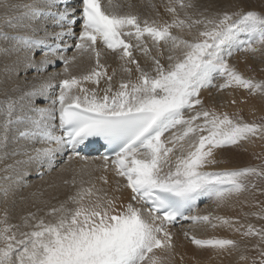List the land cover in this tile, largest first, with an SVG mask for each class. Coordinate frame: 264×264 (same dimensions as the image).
<instances>
[{"label":"snow or ice","instance_id":"6c2138e0","mask_svg":"<svg viewBox=\"0 0 264 264\" xmlns=\"http://www.w3.org/2000/svg\"><path fill=\"white\" fill-rule=\"evenodd\" d=\"M230 7L168 0L172 19L161 22L121 14L112 0H0V162L13 160L3 171L18 172V187L32 166L43 179L41 168L51 172L57 158L79 159L89 177L65 180L80 186L43 216L37 209L14 224L5 208L0 264H162L155 250L174 253L170 227L181 221L256 237L251 264H264V227L198 213L201 201L223 206L256 188L249 177L264 179V166L208 170L227 162L225 150L264 140V124L218 112L201 98L212 88L264 96V80L229 63L237 52H264V0L255 8ZM173 29L196 32L186 39ZM105 50L120 62L111 75ZM85 57L93 66L75 74ZM118 71L124 75L114 87ZM109 170L118 178L114 193L131 191L127 202L97 187L96 179L107 184L108 177L93 173ZM9 191L0 187L5 201ZM255 206L259 211L244 215L264 220V201ZM191 241L218 252L240 248L227 238Z\"/></svg>","mask_w":264,"mask_h":264},{"label":"bare ground","instance_id":"6f19581e","mask_svg":"<svg viewBox=\"0 0 264 264\" xmlns=\"http://www.w3.org/2000/svg\"><path fill=\"white\" fill-rule=\"evenodd\" d=\"M12 2L23 3L29 2V0H12ZM112 3L114 6V10L121 14L133 12L138 14L141 18H148L150 20L157 19L161 22L171 21L172 19V15L165 10V6L168 4V0H114ZM197 3L202 6L212 5L213 10H227L226 7H228V11H230V5L237 3V1L197 0ZM129 5H132V7H129ZM151 5H155V8L153 9ZM157 13L159 15H157ZM180 16L181 18H183V12H180ZM172 31L174 34L183 35V37L186 39H191L196 32V30L193 29L192 35H189L187 30H185V32L183 33H179L176 29H173ZM149 46H151L150 42ZM106 53L107 54L102 60V62H107V64L109 65L108 72L109 75H111L113 68L118 69L120 62L118 61V59L115 58L113 54L109 52ZM71 54L72 53L68 55ZM138 59L141 60V63L143 65L144 58L138 55ZM76 63L78 66L73 68V72L77 75L88 72L93 66V61H89L86 57L78 60ZM229 63L235 65L245 77L253 78L258 81L264 80V70H262L264 69V52H259L255 54L249 52H237L229 60ZM59 67L60 66L58 65L57 68ZM122 75L124 74L120 73L119 71L117 72V76L113 78L114 87L118 86ZM136 75L137 73L133 71L132 78L135 79ZM216 83H223V81L218 80L216 81ZM87 86L90 88L94 87V85L92 84H88ZM100 87H104L103 81L101 82ZM201 98L204 100V104L206 107H215L218 112H227L230 116L233 115L234 117H237L240 114H246L249 118H255L257 115L264 113V96L260 95L259 93L256 95H249L248 92L242 88H228L222 91L217 90L216 88L203 90L201 93ZM233 99H235L236 101L235 104L231 103ZM244 121L249 122L255 120ZM222 155L227 158V162L212 166L208 170L228 169L230 165L232 166V160L235 159V156H229L228 150L224 151ZM16 159H19V157H17ZM12 162L13 160L11 158L0 162V187L9 186L10 188L7 201H5L3 195L0 194V218H2L3 210L7 208L10 217L9 222L14 224L22 223L20 219L22 216L26 215L29 212L36 211L37 209H43V211L39 213V215L43 216L44 213L48 211L53 205H58L61 201H65L68 199L69 196L75 194L77 188H79L80 186L79 183H77L76 185H66L64 184L65 180H71L73 176L76 177L77 181H79L81 178H83L84 180L89 179L87 175L81 174V169L84 168V163L79 159H74L69 164H59L60 159L57 158L58 164H55L51 172H48L46 168H41V171L44 172L43 179L37 177L35 172V166H32L28 169L29 174L24 177V181L17 187L13 183V181L16 180L18 172L13 170H9L8 172L3 171L5 165L10 164ZM238 165L240 166V164ZM61 168H63L64 170L61 171ZM101 174L107 175L108 183L104 184L99 179H96L95 183L97 184V187L105 188L108 191L109 195L114 194L117 196H121L122 199L127 202V200L131 196V192L128 189H124L122 190V192L119 193L113 192L116 187L115 181L118 178L115 177L114 174L110 171H108L107 173L97 171L93 173V176L99 177ZM6 175H10L12 177V180H4L3 178ZM87 186L88 185H85V187ZM33 193H35L36 195H32ZM21 197H24L25 199L21 200ZM235 199L236 200H230V205L227 203L220 207H217L215 203L209 201L205 205H202L198 208V213L201 215L210 213L213 216H222L226 218L231 217L237 220L238 218L237 216H235L237 210L235 212V209L237 207L240 208L243 204H241L240 202L242 199ZM234 205L237 206L235 207ZM184 230H189L191 235H195L199 239H207L212 237L224 238L225 235L232 233L230 232L232 230H229V228L226 227H218L216 229H212L206 225L195 226L192 224L176 227L174 228V253L169 256L167 253L161 250L155 251L156 255L162 258V264H237L239 261H241V254H243V251L245 252L246 250H243L241 248L242 245H240V248L238 250L233 251L230 249L235 253H233L234 256L229 257L230 252L222 251L221 253H214L215 258H212V261H210V259L206 257V250L200 248L199 251H196L195 249L198 247L196 245H193L188 238L184 237ZM236 236L239 235L235 234V237ZM231 238L227 237V239ZM246 245L244 247H246ZM247 246L249 247V244ZM249 248L252 249L251 247ZM246 262L248 263V261Z\"/></svg>","mask_w":264,"mask_h":264},{"label":"rangeland","instance_id":"374dc122","mask_svg":"<svg viewBox=\"0 0 264 264\" xmlns=\"http://www.w3.org/2000/svg\"><path fill=\"white\" fill-rule=\"evenodd\" d=\"M236 1H237V3L238 2L243 3L246 8L258 7L259 4L262 2V0H236ZM226 9L228 10V7H226ZM232 10L233 9L231 8L230 11H232ZM237 117H242L244 120H255V121H249L248 123L264 124V113L257 115L255 118H249L246 114H240ZM245 149H247V150H245ZM227 150L229 151V156H233V157L235 156L234 157L235 159H233V157H232L233 163H232V166L230 165L228 169H239V168H244V167H249V166H264V140L255 139V142L252 144H249L247 142H242L241 146L235 147V148H230ZM238 164H240V166ZM219 170H222V169H219ZM249 181L254 182L256 184V188H249V190L245 191L244 193H242V195H240L238 197L239 200L244 197L240 201L241 204H243V205H241V207H243V208L237 207L238 209L237 208L235 209V212L237 210L235 216H237L238 219L237 218L236 219L240 222V224H249L250 223V224L255 225L257 228H261V227H264V220L257 219L255 216H252V215L245 216L244 213H252V212L259 211V209L255 205L260 201H264V179L257 180L254 177H249ZM240 197H242V198H240ZM235 198L236 197H234L233 199L236 200ZM228 204L230 205V201L228 202ZM234 206L236 207L237 205H234ZM237 213H238V215H237ZM229 230H231V229L229 228ZM230 232H232V233L225 235L224 238H227V237L231 238L232 237L231 239H234L235 241H237L239 243V245L243 246V247L241 246V248L243 250L246 249L245 252L243 251V254H245L246 256L249 257L248 260H241L238 263L244 264L246 261H248V263L246 262L245 264H251V257L252 258L257 257V252L255 250L250 249L249 247L252 248V245H254L257 242V238L256 237L244 238L240 235V233H235L233 231H230ZM235 234L239 235V236L235 237ZM244 244L245 245L249 244V247L247 245H246V247H244L245 246ZM202 249L207 251L208 254L206 253V255H207L206 257L208 259H210V261H212V258H215L214 253H221L222 252V251L218 252V251L211 249V248H202ZM195 250L199 251L200 248H196ZM228 252H230L229 257L234 256V254H235L230 249L228 250ZM242 261H244V262H242ZM240 262H242V263H240Z\"/></svg>","mask_w":264,"mask_h":264}]
</instances>
